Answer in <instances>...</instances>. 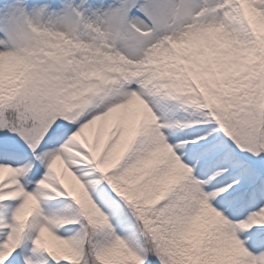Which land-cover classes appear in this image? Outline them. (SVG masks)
Listing matches in <instances>:
<instances>
[{
  "label": "snow or ice",
  "instance_id": "1",
  "mask_svg": "<svg viewBox=\"0 0 264 264\" xmlns=\"http://www.w3.org/2000/svg\"><path fill=\"white\" fill-rule=\"evenodd\" d=\"M0 264H264V0H0Z\"/></svg>",
  "mask_w": 264,
  "mask_h": 264
}]
</instances>
